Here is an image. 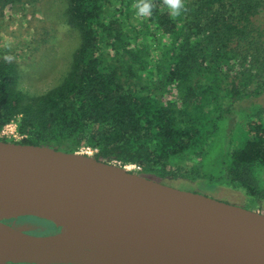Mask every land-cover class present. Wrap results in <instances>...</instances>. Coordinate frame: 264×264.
Returning a JSON list of instances; mask_svg holds the SVG:
<instances>
[{"label": "trees", "instance_id": "16d2710c", "mask_svg": "<svg viewBox=\"0 0 264 264\" xmlns=\"http://www.w3.org/2000/svg\"><path fill=\"white\" fill-rule=\"evenodd\" d=\"M79 35L62 82L39 96L18 89L0 60V132L20 145L136 166L169 184L228 187L264 200V0H185L171 20L162 0L139 18L135 0H65ZM22 0H0L6 6ZM253 206V207H252Z\"/></svg>", "mask_w": 264, "mask_h": 264}, {"label": "water", "instance_id": "95a60500", "mask_svg": "<svg viewBox=\"0 0 264 264\" xmlns=\"http://www.w3.org/2000/svg\"><path fill=\"white\" fill-rule=\"evenodd\" d=\"M17 179L66 191L83 206L81 219L34 202ZM0 192L61 229L32 236L0 221V264H125L111 245L166 264H264V214L85 155L0 142Z\"/></svg>", "mask_w": 264, "mask_h": 264}, {"label": "rangeland", "instance_id": "374dc122", "mask_svg": "<svg viewBox=\"0 0 264 264\" xmlns=\"http://www.w3.org/2000/svg\"><path fill=\"white\" fill-rule=\"evenodd\" d=\"M65 8V0H22L14 6H6L0 16V60H6V56L14 57L12 62L17 65L19 73L17 87L29 96H39L56 87L69 71L80 39L78 33L64 21ZM255 101L264 107V95ZM0 138L14 142L21 140L16 123L4 126ZM94 153L90 148H82L76 154L94 158ZM125 168L135 174L140 170L136 166ZM258 174L264 180V168L259 169ZM140 176L158 181L148 175ZM166 185L184 191H197L195 185L183 181ZM202 195L264 214V200L250 208L251 202L238 189L221 186L206 188ZM0 221L32 236H48L61 231L51 222L25 214H0Z\"/></svg>", "mask_w": 264, "mask_h": 264}, {"label": "bare ground", "instance_id": "6f19581e", "mask_svg": "<svg viewBox=\"0 0 264 264\" xmlns=\"http://www.w3.org/2000/svg\"><path fill=\"white\" fill-rule=\"evenodd\" d=\"M16 187L26 193L34 202L58 212L66 221L81 219L83 206L64 190H57L32 180L17 179ZM0 214H25L23 207L8 193L0 192ZM114 252L125 264H166L165 260L149 252H138L124 245H111Z\"/></svg>", "mask_w": 264, "mask_h": 264}, {"label": "clouds", "instance_id": "9594fccd", "mask_svg": "<svg viewBox=\"0 0 264 264\" xmlns=\"http://www.w3.org/2000/svg\"><path fill=\"white\" fill-rule=\"evenodd\" d=\"M162 4L171 20H177L188 11L185 0H162ZM133 7L137 17L148 18L152 15L154 4L152 0H135ZM5 59L11 63L14 57L6 56Z\"/></svg>", "mask_w": 264, "mask_h": 264}, {"label": "flooded vegetation", "instance_id": "af4514ba", "mask_svg": "<svg viewBox=\"0 0 264 264\" xmlns=\"http://www.w3.org/2000/svg\"><path fill=\"white\" fill-rule=\"evenodd\" d=\"M3 223H6V222L3 221ZM6 224H9V223H6ZM9 225H10V224H9Z\"/></svg>", "mask_w": 264, "mask_h": 264}, {"label": "built area", "instance_id": "2783aa9c", "mask_svg": "<svg viewBox=\"0 0 264 264\" xmlns=\"http://www.w3.org/2000/svg\"><path fill=\"white\" fill-rule=\"evenodd\" d=\"M85 152H87V150H85ZM86 155V153H84Z\"/></svg>", "mask_w": 264, "mask_h": 264}]
</instances>
